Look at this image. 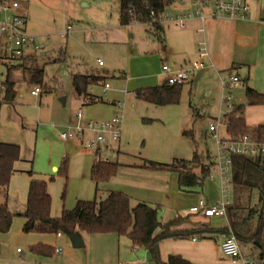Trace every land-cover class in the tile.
Segmentation results:
<instances>
[{"label": "rangeland", "instance_id": "obj_1", "mask_svg": "<svg viewBox=\"0 0 264 264\" xmlns=\"http://www.w3.org/2000/svg\"><path fill=\"white\" fill-rule=\"evenodd\" d=\"M19 2L26 18L27 33L34 36L39 45L53 49L55 54L52 56H55L56 52L61 53L58 54L61 60L45 66L44 83L48 90L40 95L45 106L44 122L39 125L37 132L32 135V131H27L25 139L20 129L9 130L3 127L2 136L20 144L28 141L30 151L28 146L27 153H33L34 148L36 149L34 169L54 177L49 183L52 191L55 188L54 205L62 208V204H65L66 208L72 209L76 206L77 198L90 200L96 195V186L90 176V162L96 149L85 147L80 138L69 140L66 145L59 137V132L77 122V112L82 108L88 120L106 121L117 113L123 116L121 138L110 152L101 147L102 158L126 163L145 160L169 163L175 158L192 159L194 151L197 150L204 163L213 162L210 176L202 187L195 190L181 189L176 177L170 180L169 196L165 197L160 206L162 220H170L177 212L193 220H200L202 215L197 210L199 199L207 198L209 200L207 202L213 204L221 195L218 143L209 130L210 121H214L213 118L216 120V117L222 118L230 111L232 104L243 103L246 107L253 106L251 108L254 110H251V116L247 121L254 125V122L264 120V105L247 103L243 82H240L238 87H226L223 93H220V97L214 94H211L212 97L210 94L206 95L205 91L196 90L187 82L182 85L178 103L165 105L151 103L138 97L136 91L160 84L161 69L166 62L161 59L165 43L156 39L147 30L149 26L145 23L122 25L120 0H19ZM69 27L73 30L72 34L62 37L61 33ZM49 52L52 53L50 50ZM99 59L103 61L101 66L98 63ZM3 62L13 63L15 59L0 55V96L5 75ZM99 72L106 74L105 82L109 83L111 88L104 90L103 84L93 85L91 92L101 98L93 103L83 97L79 98L73 87V75ZM16 75L17 72L14 77ZM22 84L24 103L33 105L36 100H33L30 88L26 87L22 78L17 80L18 86ZM229 93L230 105L226 102L221 103L222 94L224 97ZM62 97L65 98V103L62 102ZM35 111L37 110L34 107L30 109V113ZM220 126L218 132L224 128ZM187 131H191L193 137L185 134ZM87 136H90V133H87ZM49 158L55 162L58 170L50 167ZM26 182V175L16 174L14 183L17 187ZM64 188L66 193L63 201L61 196ZM106 195L101 189L100 199ZM3 199L5 197L0 195V202ZM211 220L214 228L220 229L225 225L223 218ZM21 230L22 216L17 214L14 216L10 231L0 232V264L4 262L5 257L18 256V247L25 252L23 257L26 261L44 260L30 252V248L24 242L26 235ZM198 239H209L214 242L217 238ZM121 241L119 264H142L140 262L144 258L147 259L146 264H161L153 260L144 248L139 247L137 252L133 251L129 239L121 237ZM241 249L243 253L246 251L242 247ZM210 250L214 254L212 246ZM246 253L258 255L256 251ZM161 260H164L162 253Z\"/></svg>", "mask_w": 264, "mask_h": 264}, {"label": "trees", "instance_id": "obj_2", "mask_svg": "<svg viewBox=\"0 0 264 264\" xmlns=\"http://www.w3.org/2000/svg\"><path fill=\"white\" fill-rule=\"evenodd\" d=\"M178 0H120V22L128 25L132 22L147 23L152 20L151 11L155 12L156 21L149 30L157 38H161L163 25L159 22V15ZM52 51V50H51ZM54 51L34 52L15 59L13 63H5L6 76L4 79V96L0 100V110L4 102H12L16 97L17 71L35 86L44 83L45 66L51 62L61 60V56ZM55 54V53H54ZM106 75L81 74L73 75V87L76 93L86 101L93 103L101 98L93 95L90 87L102 83ZM183 84H162L142 88L136 95L151 103L165 105L180 101ZM249 105H264V93L258 92L249 85L245 90ZM245 104H236L229 113L224 115L226 124V139L237 140L246 134L253 139L264 142V124L249 126L246 122ZM185 134L192 136L191 131ZM193 137V136H192ZM97 158L91 168V178L96 184L95 198L91 200L79 199L72 209H64L60 217L51 215V194L48 181L32 179L29 187L28 200L22 212H12L5 202L0 205V232L11 229L15 215L26 218L23 225L24 232L66 233L76 232L107 233L114 232L120 237H127L133 248H144L150 257L161 264H196L182 255H170L166 261L161 260L160 244L166 239L183 238H216L217 234H235L241 247L249 252H258L264 264V156L234 155L232 156L233 202L227 208L229 225L214 228L211 223H204L194 227H182L188 216L178 215L168 221L160 216V204L139 201L133 204L131 197L120 190H108L105 198L100 199L99 185L109 181L119 170L120 163L104 161L96 153ZM21 149L18 144L0 141V194L8 198V187L15 171L14 165L20 159ZM213 162L204 163L198 151H194L192 159H173L169 163L145 160L143 167L150 169H167L178 173V183L183 190L202 187L210 176ZM31 176L34 175L30 171ZM67 177V176H66ZM35 254L51 256L55 248L37 244L30 247Z\"/></svg>", "mask_w": 264, "mask_h": 264}, {"label": "crops", "instance_id": "obj_3", "mask_svg": "<svg viewBox=\"0 0 264 264\" xmlns=\"http://www.w3.org/2000/svg\"><path fill=\"white\" fill-rule=\"evenodd\" d=\"M19 1V0H18ZM247 3L251 9L250 19L240 20V19H230V18H217L208 19L205 23V30L203 32H198L203 24L199 18L194 14L195 10L192 5L188 2L175 1L170 7L167 8V12L171 15H177L179 13H192L193 18L190 19L186 26L176 27L169 23H163V31L161 33V38H157L152 32L151 34L164 44V54L161 59H164L169 63L170 66L174 68H181L185 66H190L194 61L199 60L198 43L200 40H205L207 44V49L209 52V58H204L206 66L199 68L195 71L193 77L188 81L193 88L201 89L205 91L206 95L214 94L220 97V93L225 90L226 86L231 77L238 76L239 82L235 84L238 87L240 82L244 83V87L249 85L258 92L264 93V0H247ZM21 13L22 10L20 9ZM25 16V15H24ZM133 23L140 22H132ZM152 27L149 26L147 30ZM167 30V31H166ZM72 34V33H71ZM53 51L51 48H46L42 51ZM38 51V52H42ZM34 53L29 52L27 54ZM26 54V55H27ZM168 61V62H167ZM4 63V62H3ZM5 65V63H4ZM101 66V65H100ZM15 77L16 79V97L12 102H4L0 110V141L6 143L18 144L21 149L20 159L15 162L11 183L8 187V198L3 199L0 205L7 203L9 209L12 212L20 213L24 210L25 205L28 200L29 187L32 179H43L48 181V190L51 194V215L58 218L62 215L63 210L66 208L65 204H62V208H58L54 205V192L51 190L49 183L54 180V177H49L41 171L34 169L33 164L35 162V148L34 152L27 153V148L30 143L28 141L25 144H20L18 142H11L9 138H5L2 133L3 127H7L9 130L11 128L20 129L26 139L25 133L32 131V135L37 132L40 124L44 122L43 109L44 103L43 98L40 97L46 90L41 87L42 91L39 94H33L32 90L35 88L27 79L23 78L21 73H18ZM101 73V72H99ZM84 74V73H81ZM94 74V73H93ZM89 74V75H93ZM98 74V73H97ZM106 75L105 73H101ZM6 76V66L5 75ZM120 77V75H117ZM20 78L26 83V87L30 88V94L33 96V100L36 102L33 105L24 103V94L21 91L23 84L17 85V80ZM106 81V80H105ZM99 83V85H105L106 82ZM159 85L167 84L166 76L161 69V78L159 79ZM187 83V82H186ZM4 80L1 84V96L0 100L4 96ZM158 86V85H157ZM153 87V86H151ZM111 88V87H110ZM148 88V87H147ZM105 89V87H104ZM109 89V88H108ZM75 90V89H74ZM92 86L90 87V91ZM107 90V89H105ZM76 92V91H75ZM92 93V92H91ZM93 94V93H92ZM94 95V94H93ZM64 98V97H62ZM61 98V99H62ZM79 98H81L79 96ZM220 99L221 103H224L223 94ZM65 103V98L64 101ZM242 104V103H239ZM236 104H233V106ZM34 107L37 111L35 113H30V109ZM253 106L246 107L245 116L246 122L249 126H255L258 124H264L263 121L254 122L249 124L247 118L251 116V108ZM263 107V106H261ZM264 108V107H263ZM264 110V109H263ZM84 111V110H83ZM229 113V111L227 112ZM85 115V114H84ZM225 115V114H224ZM224 115L222 116L223 130L219 131L221 137H227L226 124L224 123ZM215 117V116H213ZM86 118V117H85ZM219 117H216V119ZM215 120V118H213ZM213 121V120H212ZM210 121V123L212 122ZM209 123V124H210ZM122 134V133H121ZM38 137V133H37ZM121 138V137H120ZM83 142V139L80 138ZM120 140V139H119ZM67 141L65 144L67 145ZM114 144L110 147H105L108 152L112 150ZM35 147V143H34ZM101 149L97 150L99 152V157L102 158ZM97 151H95L94 158L90 162V176L91 168L96 161ZM209 156V155H208ZM207 158V157H206ZM209 158V157H208ZM67 161L66 159H64ZM105 161V160H104ZM108 161H110L108 159ZM50 167L55 170L59 168L53 162L51 158L48 159ZM120 163L119 170L115 176H113L109 181L101 183L99 185L100 189L104 191L108 190H120L128 194L133 202L146 201L149 203L163 204L165 197H168V191L171 186L169 181L173 180L174 177L178 178V173L170 172L172 170L167 169H150L143 167V162L136 163ZM66 163V162H65ZM216 165V161H215ZM30 171L34 172V175L29 174ZM16 174L26 175V183L17 187L14 183V178ZM176 174V175H175ZM68 178V177H67ZM67 180V179H66ZM67 182V181H66ZM94 182V181H93ZM96 186V184H95ZM53 187V186H52ZM198 188V187H197ZM62 194V200L65 199L66 188H64ZM193 188L192 190H195ZM2 195V194H0ZM203 198V197H201ZM234 198V195H233ZM232 198V200H233ZM87 200L83 198H77ZM89 200V199H88ZM91 200V199H90ZM76 201V204H77ZM206 201H209L206 198ZM233 202V201H232ZM71 209V208H66ZM200 213V212H199ZM201 214V213H200ZM180 215L178 212L173 218ZM202 215V214H201ZM22 216V215H19ZM182 216V215H181ZM189 217V216H188ZM171 218V219H173ZM201 219L205 218L203 215ZM212 218H222V217H212ZM212 218H207L203 220H193L189 217L186 223L182 224V227H194L204 223H211ZM209 219V220H208ZM224 219V218H223ZM225 225L226 224V219ZM163 221H168L167 219ZM26 222V218L22 216V233L26 235V240L28 247L33 245L45 244L55 248L54 254L51 256L36 254L42 257L44 260L40 261H26L23 257V249L17 248L18 256L5 257L2 264H119L121 260V237L114 232L107 233H92L87 234L85 232H79V246L75 245L73 238L66 233H46V232H24L23 225ZM13 224V223H12ZM12 227V226H11ZM10 231V230H9ZM8 231V232H9ZM3 233V232H1ZM7 233V232H4ZM127 238V237H125ZM216 240L214 242L209 241V239L199 240L198 238H183V239H166L160 244V252L163 256V261H166L170 255H182L183 257L191 260L196 264H244L241 260L234 259L230 256L225 255L221 249V241L223 239V234H217ZM129 239V238H127ZM210 246L213 247L214 254L210 250ZM20 249V250H19ZM60 249L61 251H57ZM31 253H33L30 250ZM137 252V251H136ZM1 253V249H0ZM246 255H249L244 251ZM22 254V255H20ZM35 254V253H33ZM22 256V258H21ZM167 257V258H165ZM146 259V258H144ZM143 259V260H144ZM142 260V261H143ZM141 261V262H142ZM147 263V259H146Z\"/></svg>", "mask_w": 264, "mask_h": 264}, {"label": "built area", "instance_id": "obj_4", "mask_svg": "<svg viewBox=\"0 0 264 264\" xmlns=\"http://www.w3.org/2000/svg\"><path fill=\"white\" fill-rule=\"evenodd\" d=\"M178 1L188 2L194 8V14L203 24V26L198 29V32H203L205 30L204 23L208 19L224 17L247 20L250 19L251 16V9L247 0ZM20 9L21 4L18 0H0V55L4 58L17 59L29 52H38L46 49L44 45H39L37 43L34 36L27 33L26 18L24 14L21 13ZM194 14L179 13L177 15H171L165 10L160 13L159 22L162 25L163 23H169L176 27H183L193 18ZM151 18V21L145 23L148 26H152L153 22L156 21L154 11H151ZM72 31V28L69 27L61 33V36L67 37ZM198 52L199 60L194 61L190 66L174 68L164 63L162 71L166 76V83L169 85L186 83L193 77L197 69L206 66L204 58H209V52L205 40L199 41ZM98 63L99 65H103L101 59L98 60ZM239 80L238 76H233L225 86L227 88H232ZM104 87L108 89L110 88V84L106 82ZM41 91L42 89L40 86H35L32 93L36 95ZM223 99L224 102L230 105L231 93L226 94ZM232 108L233 104L230 106V111ZM122 121L123 116L119 113L106 121L88 120L85 118L83 109L80 108L77 112V122L59 132V137L64 141L82 138L85 147H94L97 151L103 146L110 147L112 144L119 141L122 132ZM221 124H223L221 118H217L209 124V130L218 143L221 195L213 204H209L206 199L200 198L197 204V210L205 218L222 217L226 219V224L228 226L227 208L233 201L232 156H264V142L253 139L250 134H246L237 140L225 139L221 137L218 132V127ZM87 133H90V136H87ZM104 160L108 161L107 158H104ZM58 234H61V232ZM221 249L225 255L241 260L244 264H263L259 255H246L243 253L237 237L230 230L227 233H223ZM57 251L60 252L61 250L57 249ZM133 251L136 252V248H133ZM140 263L146 264V259Z\"/></svg>", "mask_w": 264, "mask_h": 264}, {"label": "water", "instance_id": "obj_5", "mask_svg": "<svg viewBox=\"0 0 264 264\" xmlns=\"http://www.w3.org/2000/svg\"><path fill=\"white\" fill-rule=\"evenodd\" d=\"M62 101H64V98L61 99ZM71 237L73 238V241L75 242V245L77 244V246H79V239H77L79 237V232L74 233L73 235H71Z\"/></svg>", "mask_w": 264, "mask_h": 264}]
</instances>
